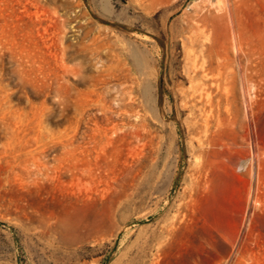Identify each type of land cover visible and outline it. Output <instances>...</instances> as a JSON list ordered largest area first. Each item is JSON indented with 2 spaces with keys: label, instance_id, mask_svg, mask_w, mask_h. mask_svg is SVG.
Returning <instances> with one entry per match:
<instances>
[{
  "label": "rangeland",
  "instance_id": "obj_1",
  "mask_svg": "<svg viewBox=\"0 0 264 264\" xmlns=\"http://www.w3.org/2000/svg\"><path fill=\"white\" fill-rule=\"evenodd\" d=\"M0 264H264V0H0Z\"/></svg>",
  "mask_w": 264,
  "mask_h": 264
}]
</instances>
